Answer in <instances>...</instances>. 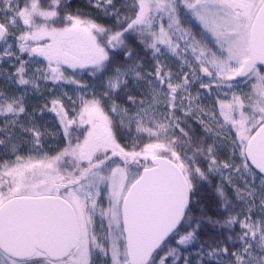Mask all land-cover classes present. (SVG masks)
<instances>
[{
	"label": "snow or ice",
	"instance_id": "obj_1",
	"mask_svg": "<svg viewBox=\"0 0 264 264\" xmlns=\"http://www.w3.org/2000/svg\"><path fill=\"white\" fill-rule=\"evenodd\" d=\"M0 264H264V0H0Z\"/></svg>",
	"mask_w": 264,
	"mask_h": 264
}]
</instances>
